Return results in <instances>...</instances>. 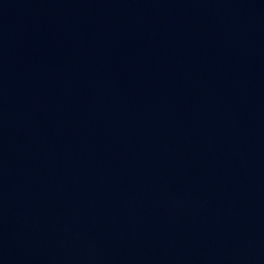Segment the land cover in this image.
Listing matches in <instances>:
<instances>
[{"label":"water","instance_id":"95a60500","mask_svg":"<svg viewBox=\"0 0 264 264\" xmlns=\"http://www.w3.org/2000/svg\"><path fill=\"white\" fill-rule=\"evenodd\" d=\"M0 264H264V0H0Z\"/></svg>","mask_w":264,"mask_h":264}]
</instances>
